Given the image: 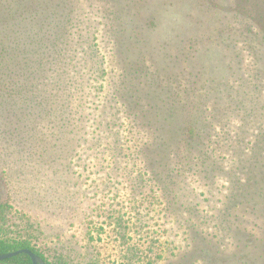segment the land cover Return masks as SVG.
<instances>
[{
	"label": "trees",
	"instance_id": "trees-1",
	"mask_svg": "<svg viewBox=\"0 0 264 264\" xmlns=\"http://www.w3.org/2000/svg\"><path fill=\"white\" fill-rule=\"evenodd\" d=\"M122 16L114 0H64L59 16L0 32V172L17 194H60L70 219L76 194L149 197L164 205L166 220L175 205L190 210L200 202L186 205V194H244L250 184L240 173L250 174L256 144L245 136L247 118L230 127L228 117L235 100L259 96L247 92L242 75L232 82L227 72L204 76L188 63L191 51L186 59L174 53L168 67L154 53L123 56V39L143 50ZM100 36L115 52L101 50ZM117 56L118 68H109ZM180 57L184 68L175 63ZM224 145L229 171L220 167ZM11 208L0 202V253L29 248L53 264L37 247L43 229L18 223ZM186 213L179 221L194 226ZM0 262L32 264L26 253Z\"/></svg>",
	"mask_w": 264,
	"mask_h": 264
},
{
	"label": "rangeland",
	"instance_id": "rangeland-1",
	"mask_svg": "<svg viewBox=\"0 0 264 264\" xmlns=\"http://www.w3.org/2000/svg\"><path fill=\"white\" fill-rule=\"evenodd\" d=\"M114 1L128 33L132 35L135 28L136 44L143 50L129 49L123 39V56L132 59L137 53L146 57L154 53L168 67L174 64V53L186 59L191 51L188 63L201 68L204 76L209 71L227 72L232 82L242 75L247 92L259 96L257 102L245 94L242 102L235 100L234 111L227 114L230 118L219 116L222 122L228 117L230 127L241 124L242 118L249 120L245 136L256 144L249 155L255 163L249 166L250 174L240 173V177L250 185H244V194L213 190V194H197L198 199L186 194V205L200 202L190 210L175 205L168 220L161 201L149 197L125 191L76 194L80 205L77 217L70 219L60 205V194H17L0 172V202L12 205L8 213L18 223L43 229L37 247L53 264H264V0ZM62 8L64 0H0V32L36 27L53 14L59 16ZM223 36L228 40L220 39ZM100 38L106 55L115 52L111 43ZM118 58L109 57V68H118ZM175 63L177 68L186 65L181 57ZM228 66H232L229 71ZM229 155L224 145L220 167L225 171L233 163ZM219 176L220 182L226 180L225 173ZM191 185L200 192L197 184ZM186 212L192 213L186 216L194 226L179 221Z\"/></svg>",
	"mask_w": 264,
	"mask_h": 264
},
{
	"label": "water",
	"instance_id": "water-1",
	"mask_svg": "<svg viewBox=\"0 0 264 264\" xmlns=\"http://www.w3.org/2000/svg\"><path fill=\"white\" fill-rule=\"evenodd\" d=\"M20 253H26L31 259L32 264H45L44 260L29 248H20L9 252L0 253V260L10 258Z\"/></svg>",
	"mask_w": 264,
	"mask_h": 264
}]
</instances>
